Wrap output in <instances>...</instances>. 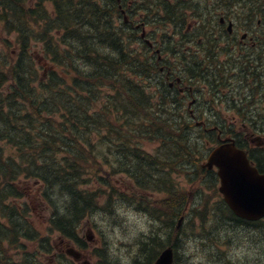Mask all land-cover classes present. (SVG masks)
Masks as SVG:
<instances>
[{
    "label": "trees",
    "instance_id": "1",
    "mask_svg": "<svg viewBox=\"0 0 264 264\" xmlns=\"http://www.w3.org/2000/svg\"><path fill=\"white\" fill-rule=\"evenodd\" d=\"M147 1L165 9V22L180 19L179 0ZM119 18L116 0H0V264H45L40 252L53 247L33 224L34 201L48 210L50 233L82 243L88 216H114L120 201L165 193L158 205L139 203L153 223L133 264H152L165 245L179 247L169 238L187 190H177L172 173L198 181L204 144L154 75L147 46H135L138 33ZM145 142L158 146L149 153ZM118 172L132 181L131 194L117 186ZM203 182L216 188L212 177ZM190 211L187 222L197 216ZM217 211L237 218L224 202Z\"/></svg>",
    "mask_w": 264,
    "mask_h": 264
},
{
    "label": "rangeland",
    "instance_id": "2",
    "mask_svg": "<svg viewBox=\"0 0 264 264\" xmlns=\"http://www.w3.org/2000/svg\"><path fill=\"white\" fill-rule=\"evenodd\" d=\"M130 1L135 4L134 0ZM236 12H242L241 8H238ZM185 14L190 27H195V23L197 20H199V18L191 16V12L188 9L185 10ZM149 16L152 18V11L149 12ZM218 20H220V16H215L214 25L216 26V31H221L226 28V26L224 28L222 27V29H219L221 27H219L216 23ZM231 20L235 25V34L233 36L235 40L239 42L243 38V34L247 32L248 35L243 38V40L251 42V37H253V35L252 32L248 30V27L244 26V18L235 16ZM259 20L260 23L258 22L257 25L256 23ZM120 21L121 20L118 22ZM254 24L259 27H264V16H262L261 19L256 18ZM156 26L157 23L152 22L150 27L147 26V31L149 32L153 28H156ZM251 30H257V28L253 27ZM152 35H157V38L154 39H162L161 34L158 33L156 29ZM150 39L152 40V38ZM220 43L223 46H226L228 45L229 41L226 39ZM137 47L139 49L141 48L139 45ZM224 59L225 58L222 57V60ZM149 89L153 90L154 88L150 87ZM224 92L227 93L226 90ZM198 94L200 93L198 92ZM246 95L247 94L245 93L244 97H246ZM229 97L230 95H226V97L223 96V98H221L217 104H210L212 105L213 109L218 111L212 112L219 115L217 121L222 125H229L232 123L233 128L237 132L241 133V139L244 135L250 133H245L246 129H244L243 124H246L249 130L253 132L252 137L262 134L261 130L263 129L262 125L264 123V91L262 92L261 96V106L263 109L259 107V113H246L244 108L234 105L233 98L229 100L231 105L230 107L226 102V99ZM199 98L205 104L203 105V108H207V104L204 102V100L208 99V101H210L212 97L208 98L207 95H199ZM192 100L193 97L187 101V104ZM191 108L196 114H199V110L195 104ZM207 115H209V113H207ZM242 115H244L245 120L242 119ZM203 119L204 115L202 114L198 120ZM200 133L201 130L198 129V134ZM157 146L158 145L155 142L144 143V149L149 153H153ZM103 169L107 174L112 170L110 164L106 162L103 163ZM197 177L199 176L197 175ZM174 179L179 190H187L186 201L188 202L185 212L181 217H177L175 221V231L177 233H181L183 227L182 240L178 248L179 256L181 257L180 264H182L183 261H186L187 264H192L193 259L197 256L203 257L202 264H264V222L260 224L258 228V226L256 227L254 224H239L237 221H231L230 219L221 215L212 217L211 219L209 218L210 214H212L217 207L215 203L221 198L217 194V191L207 189L200 190V187L196 184H192L186 176L178 175L175 176ZM115 180L117 186H120L122 190H126V192H133L132 188L134 185L126 174L123 172H118V174H116ZM136 195V199H138L140 196L138 194ZM144 195V199L139 198L130 204H122L120 201L118 204V206H120L119 211L117 210L116 213L114 212V216L113 214L111 215L104 210H100L97 213L88 216L82 222L79 227V233L80 237L84 240V245H86V248L81 249L82 257L78 262H74V260L71 258L72 255L69 256V254H67V250L69 248L75 247L73 242L70 240H61L62 237L57 232L50 233L48 229L49 221L46 209L42 213L37 210L36 213L32 215L33 224L39 230L42 237L50 235L49 242L54 247L51 254L43 253L42 259L45 264H54V262L58 260V258L56 259L55 257L56 252H61L63 255H65L63 258V264H99L98 262L101 260V258L94 251L96 247L103 248V246L106 247L105 250L104 248L102 250L104 259L110 261H107L105 264H133V260L139 255L141 245H144L146 242V235L150 234L152 224L151 217L148 213L140 210L139 203H144L145 200H151L150 202L156 201V204L158 205L159 200H161L159 198L165 197V193H154L151 195V197L146 193H144ZM175 199L177 200V197H175ZM206 201L208 202L206 203ZM101 203L103 205L104 200H102ZM156 204L153 206H156ZM34 205L36 204H33V206ZM177 205L178 201H176L175 207H177ZM192 206H195V208L199 210V213H201V211H203L205 208L207 209V214L205 215L206 218H204L203 225L210 230L209 233H207L206 230L202 232L201 219L197 216H194L193 213L192 221H186L185 214L191 213L190 209ZM221 208L223 209V207ZM36 209H38V207ZM129 212L134 215V220L129 219V216L127 215ZM138 221H142L146 225L145 230L139 229L137 223ZM192 226H194V230L192 229ZM195 231L199 233H195ZM164 237H166V235ZM171 238L172 235L169 239ZM189 241L192 242L193 251L191 254L185 255V253L188 251L187 244ZM76 249H79V247ZM16 253L20 252L11 251L13 258H17ZM236 253H240V255L237 256ZM19 257H21V253Z\"/></svg>",
    "mask_w": 264,
    "mask_h": 264
},
{
    "label": "water",
    "instance_id": "3",
    "mask_svg": "<svg viewBox=\"0 0 264 264\" xmlns=\"http://www.w3.org/2000/svg\"><path fill=\"white\" fill-rule=\"evenodd\" d=\"M216 164L221 177L220 191L225 200L240 217L257 220L264 216V174L250 164L244 150L234 141L226 142L213 150L207 166ZM78 257L80 254L69 250ZM174 249L168 247L162 251L154 264H172Z\"/></svg>",
    "mask_w": 264,
    "mask_h": 264
},
{
    "label": "flooded vegetation",
    "instance_id": "4",
    "mask_svg": "<svg viewBox=\"0 0 264 264\" xmlns=\"http://www.w3.org/2000/svg\"><path fill=\"white\" fill-rule=\"evenodd\" d=\"M204 2L208 3L207 5H198L197 8L198 10L196 11V13L198 14V16H220V20L218 23V26L221 27L218 28L222 29V27L224 28L226 26V28H224L221 31H214L215 33H219L221 35H226L225 37L228 39L229 43H228V47L229 49H231L232 51H234L235 54V62L233 64V74L234 76L231 77V79L226 80L227 83L225 85V89L229 90L230 92L235 89L236 91H238V93H242L243 92V82H245V79L247 78V73L246 71H250V70H241L239 68V63L242 61V56L245 55L244 54V50H242L243 45L245 44L243 41H239L237 42L235 40V38L233 37V32H234V27H233V23L232 20L235 16H238L239 13L236 12V10L233 7V1L236 0H203ZM199 3H201V0H199ZM202 8L206 9V14H204ZM230 19V20H229ZM231 23V26L229 25ZM198 47H200V44L196 45L194 48V52H195V56L200 57L202 56V54L200 53V51L198 50ZM259 67L256 68V70L254 68L251 69V75L254 76L258 71H259ZM182 78L184 80V82L186 81H190L191 83L189 84V86H192V82L193 85H197L198 86V81L200 80H207L210 78V76L204 75V74H195L194 72L192 73H188L187 71H185L182 68ZM221 79V78H220ZM198 80V81H197ZM222 80V79H221ZM240 80V81H239ZM261 85L263 86V84L261 83ZM211 88L216 89V91L220 90V95L219 98H223V96L226 97L227 93L223 92V90H221V87L223 86L222 82H219L218 84L216 83H211L210 84ZM206 87H209L208 85H206ZM217 94L215 93L214 96H216ZM199 105H205L204 103H198ZM212 105L207 106V109L211 110ZM244 110L246 111V113H248V111L252 112V110L255 111H259V108H249L247 110L246 106L244 108ZM244 129H247L248 126L246 124H243ZM214 129H217L216 131H222V134L225 135V130L224 129H228L231 128V125H220V124H215L213 125ZM262 128L264 129V124L262 125ZM247 132H250L249 130H246ZM246 132V133H247ZM251 133V134H250ZM247 133L246 135H244L242 137L243 142H240V147H242L244 150H246L248 157L251 161V163L253 165H255L259 171L261 173H264V132H262V134H260L259 136L256 137H252L253 136V132Z\"/></svg>",
    "mask_w": 264,
    "mask_h": 264
},
{
    "label": "clouds",
    "instance_id": "5",
    "mask_svg": "<svg viewBox=\"0 0 264 264\" xmlns=\"http://www.w3.org/2000/svg\"><path fill=\"white\" fill-rule=\"evenodd\" d=\"M121 214H124V213H121ZM127 215L129 216L130 220H134L135 219L134 215L131 212H129ZM137 223H138V226H139L140 230H145L146 225L142 221H138ZM187 248H188V251L185 253V255H189L193 251V247H192V242L191 241L188 242ZM236 255L239 256L240 253H236ZM202 261H203V257L202 256H197V257H195L193 259L192 264H202Z\"/></svg>",
    "mask_w": 264,
    "mask_h": 264
},
{
    "label": "bare ground",
    "instance_id": "6",
    "mask_svg": "<svg viewBox=\"0 0 264 264\" xmlns=\"http://www.w3.org/2000/svg\"><path fill=\"white\" fill-rule=\"evenodd\" d=\"M115 39V38H114ZM118 54V53H117ZM112 58V57H111Z\"/></svg>",
    "mask_w": 264,
    "mask_h": 264
}]
</instances>
